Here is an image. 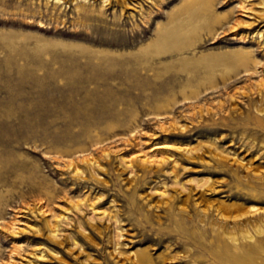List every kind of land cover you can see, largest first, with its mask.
Listing matches in <instances>:
<instances>
[{"label": "rangeland", "instance_id": "374dc122", "mask_svg": "<svg viewBox=\"0 0 264 264\" xmlns=\"http://www.w3.org/2000/svg\"><path fill=\"white\" fill-rule=\"evenodd\" d=\"M0 264H264V0H0Z\"/></svg>", "mask_w": 264, "mask_h": 264}, {"label": "bare ground", "instance_id": "6f19581e", "mask_svg": "<svg viewBox=\"0 0 264 264\" xmlns=\"http://www.w3.org/2000/svg\"><path fill=\"white\" fill-rule=\"evenodd\" d=\"M247 237H249V236H247ZM141 261H142V259H141Z\"/></svg>", "mask_w": 264, "mask_h": 264}]
</instances>
